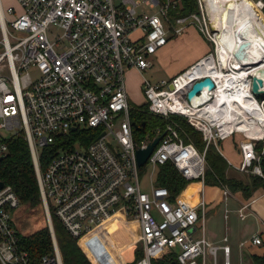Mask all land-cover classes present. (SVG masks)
Here are the masks:
<instances>
[{"label":"built area","instance_id":"built-area-1","mask_svg":"<svg viewBox=\"0 0 264 264\" xmlns=\"http://www.w3.org/2000/svg\"><path fill=\"white\" fill-rule=\"evenodd\" d=\"M16 3L5 10L0 0V161L8 154V140L24 132L54 253L34 260L22 244L13 217L21 201L2 181L0 264H63L53 215L80 243L89 235L102 237L105 224L115 218L135 223L131 243L135 248L141 243L144 252L135 264H152L162 254H174L176 264H207V255L216 258L218 247L196 234L203 200L193 205L166 186L153 184L150 191L142 186L143 167L155 172L168 162L187 180L204 181L208 146L238 133L223 129L220 112L204 111L209 101L193 107L187 98L192 84L208 76L191 74L208 55L169 79L142 81L148 111L162 118L185 116L202 133L204 150L185 142L172 125L151 133L144 131V122L133 119L139 105L131 102L126 73L150 70L153 56L168 43V21L162 14L168 16L171 1ZM143 4H160L161 10L139 11ZM211 78L215 88L208 94L213 101L219 83ZM229 83L228 95L237 93L236 78ZM161 135L146 165L139 166L137 150ZM246 137L240 143L238 169L262 175L264 146L257 152L256 141L264 135ZM252 243L261 244V237L253 236ZM223 250L229 264V247Z\"/></svg>","mask_w":264,"mask_h":264},{"label":"trees","instance_id":"trees-1","mask_svg":"<svg viewBox=\"0 0 264 264\" xmlns=\"http://www.w3.org/2000/svg\"><path fill=\"white\" fill-rule=\"evenodd\" d=\"M160 1L165 2L166 0ZM196 7V0H181V5L176 4V8L171 9L170 13H174L176 9L182 13H186L195 10ZM138 105L139 109L137 108L134 110L135 112L132 113L133 119L144 122V131L149 130L154 133L157 129L165 130L167 125H172L177 129L180 137L185 142H192L198 149H204L206 142L203 139L202 133L191 125L185 116L173 115L166 119L151 114L144 103ZM7 144L8 154L0 161V181L12 186L19 196L21 204L31 207L40 206L42 199L38 179L30 147L24 132H19L16 136L10 138ZM256 150L257 152L261 151V149L257 147V144ZM206 159L207 170L205 173V181L207 183L228 185L233 191L243 190L244 192H248L247 190L250 189V186L246 184L245 181L229 177L226 172L229 164L216 145L211 144L208 146ZM259 164L264 172V154L261 156ZM249 177L253 184L261 183L264 185V176L251 174ZM188 182L189 181L172 162L165 163L158 169L157 183L168 187L173 195L183 190ZM53 222L64 264H91L80 248L78 240L69 234L55 215H53ZM112 222L117 223L118 226L123 229L134 227L133 224H126L119 218H115ZM91 239L88 236L87 239L85 238V240H82V244L86 247L87 251L95 245L92 243ZM21 242L30 251L34 260H38L42 255L53 253V243L48 227L37 230L28 236H22ZM105 251L97 250L94 253L88 252L99 262L97 264H111L110 258ZM142 256L143 252L141 250L136 261ZM252 260L253 264H264V255H253ZM172 261H174V258L171 259L170 256L165 254L163 257L153 260L152 264H170Z\"/></svg>","mask_w":264,"mask_h":264},{"label":"rangeland","instance_id":"rangeland-1","mask_svg":"<svg viewBox=\"0 0 264 264\" xmlns=\"http://www.w3.org/2000/svg\"><path fill=\"white\" fill-rule=\"evenodd\" d=\"M1 1L5 10L9 6L17 7L16 0H1ZM121 1L122 0H115L117 4H119ZM170 1H171V6L169 9V14L167 17L162 14V19L165 23L168 21L166 25L167 28L169 29V39L172 37L171 38L172 40L170 39L169 42L165 45V47L162 48L160 51H158L155 56H153L152 58L153 66L150 70L145 71L143 74L135 69L128 70L126 73L128 91L130 94L131 102L133 104H143L146 102L145 96L142 91V81L145 77L150 79L152 82H159L162 79H169L172 75H174V73L177 71V68L181 66L183 61H186L187 59L192 57V55H194L199 51L200 45L196 43L197 42L196 36L198 38L202 37L209 42L211 49L207 55H210L212 53L216 57H218L216 44L214 40L211 39L210 35L212 34L213 37L215 38L216 35L219 33L216 30H214L212 26V21L210 18L211 15H209L208 7H207V1L196 0L197 7L195 8V10L186 13L184 12L182 13L177 9L174 13H170L171 9L176 8V4L181 5V0H170ZM253 1L259 4V9L264 16V0H253ZM138 10L157 13L160 12L161 6L160 4H157L155 7L149 8L148 6L143 4L138 7ZM178 18H183V21L178 22ZM187 27H191L189 28L188 32L179 35L182 31H186ZM228 69L226 68L224 71L227 73L233 71V68L230 66L228 67ZM206 75L210 76L209 74ZM257 97H258L257 100L260 101L259 103L264 108V105H262V102H264V93L258 94ZM231 109H234L233 106L231 107L226 106L225 114L228 113V110ZM224 115L222 116L223 119L220 118L223 120V123L225 122ZM222 126L224 127L223 129L226 130L238 128L237 126L232 124H229L227 126L226 125L224 126V124H222ZM238 130L245 132L244 128H238ZM246 138H247L246 135L242 132H238L237 134H234L233 137L234 146L237 150L239 148L241 141ZM233 140H227L224 143V149L226 151V154L228 155H230L233 152H236V150H234ZM256 144L259 149L263 148V143L260 144L258 141H256ZM205 148L206 145L204 146V149ZM146 167L147 166H145V168ZM157 172L158 169L155 171V173L157 174ZM248 172L251 174L260 175L258 173H252L251 171ZM261 173H262L261 176H264L263 170H261ZM146 184L147 181H144V186ZM227 189L230 191V188ZM196 193H197L196 184L190 185L185 192L187 197H190L191 195L194 196ZM200 216L201 217L197 224L202 222V218H203L202 212L200 213ZM13 217L16 228L22 236H28L36 232L37 230L46 227L47 225L46 224L47 221L42 205L37 207H31L29 205L21 204L17 209H15L13 213ZM207 220H208L207 221L208 226H210L212 220L210 218H208ZM217 227H218V231L220 232L223 231L224 226L222 220L220 223L217 224ZM130 230L137 231L135 230V228L123 229L122 227L118 226V224L115 222L112 221L108 222L103 227V236L101 235L102 237L99 238L98 236L89 235V238L90 239L92 238L91 241L95 245L92 248H90L88 251L94 253L97 250L99 251L107 250L105 252L107 253V256L110 258L111 264H135V261L137 260L142 249H141V243H139L136 250L134 251V255H132L133 250H132V243L130 237ZM85 238L87 239L88 236ZM85 238L83 240H85ZM79 245L91 264L99 263L97 260H95V257H93V255L92 256L90 255L86 247H84V245L82 244V240L81 243L79 242ZM222 255L223 252L219 251L218 264H220ZM160 257H163V254ZM208 264H213V261L208 260Z\"/></svg>","mask_w":264,"mask_h":264},{"label":"bare ground","instance_id":"bare-ground-1","mask_svg":"<svg viewBox=\"0 0 264 264\" xmlns=\"http://www.w3.org/2000/svg\"><path fill=\"white\" fill-rule=\"evenodd\" d=\"M206 1L212 26L219 33L215 38L211 34L218 57L211 53L191 74H209L218 81L219 89L213 101L207 92L197 100L204 101L202 105L210 100L204 111L220 112L222 116L226 106H233L224 115V123L244 128L247 135L263 136L264 108L251 89L252 76H258L263 80L264 91V16L259 4L253 0ZM229 66L233 71L227 73L224 70ZM231 77L236 78L238 91L228 95L226 88L230 87ZM238 128L234 129L241 132Z\"/></svg>","mask_w":264,"mask_h":264},{"label":"crops","instance_id":"crops-1","mask_svg":"<svg viewBox=\"0 0 264 264\" xmlns=\"http://www.w3.org/2000/svg\"><path fill=\"white\" fill-rule=\"evenodd\" d=\"M191 27H187L186 32H188L189 28ZM196 38H197L196 43L200 45L199 51L194 55H192V57H190L186 61H183L181 66L177 68V71L174 73V75L181 72L182 70H185L186 68H188L189 66H191L196 61L206 56L210 52L211 48L209 42L202 37L198 38L196 36ZM140 73L143 74L144 72H140ZM244 134L247 135V133ZM233 137L234 135L219 141L217 148L221 152V154L225 157L227 163L229 164V167L226 171L229 177L238 178L245 181L246 184L250 186V189L247 190L248 192H244L243 190L233 191L228 185L207 183L204 178V181L188 180L189 182L183 188V190H181L176 195L172 194L173 196L179 195L180 199L190 202L193 205L199 206L200 202L202 200L204 201L205 207L201 208L202 206H200L198 211L199 219L201 217L200 216L201 212L203 214V218H202V222L197 224L196 234L198 236H205L214 246L218 247L216 258L213 257L212 255L206 256L207 264H208V260H212L213 264H218L219 251L223 252V255L221 256L220 264H226V256L223 250V247L225 245L229 247V257H228L229 264H253V260H252L253 255H258V256L264 255V185H262L261 183L253 184V182H251V179L249 177L251 173H249L248 171H242L238 169V167L241 165L243 156L240 149V145L238 150L235 148ZM227 140H233L234 150H236V152H233L230 155L226 154V151L224 149V143ZM257 141L261 144L263 143L264 146V139L263 140L259 139ZM159 167L157 169H159ZM251 172L254 173L253 171ZM144 181H147V184L145 186H144ZM153 184L159 185L157 183V174L153 172V169L149 165L146 168L143 167L142 168L143 188L147 191H150ZM192 184L193 185L196 184L197 193L194 196L191 195L190 197H187L185 192L188 189V187ZM227 188H230V191ZM226 190H227V194H225ZM208 218L212 220L210 226H208L207 223ZM221 220L223 222L224 228L223 231L220 232L218 231L217 224L220 223ZM46 221H47L46 227H48L50 231L47 217H46ZM128 223L133 224L134 225L133 228H135V230L138 229L135 223L133 222H128ZM50 235H51V231H50ZM255 235H259L261 237L262 239L261 244L255 245L252 243V237ZM56 242L58 245L57 237H56ZM52 243H53V239H52ZM132 250H133L132 255H134V251L136 250V248L133 245H132ZM53 253H54V244H53ZM53 253H49V254H53ZM60 254H61V250H60ZM172 255L174 254L169 255L171 259L174 258V256L172 257ZM62 262H63V258H62ZM172 262H175V259Z\"/></svg>","mask_w":264,"mask_h":264},{"label":"water","instance_id":"water-1","mask_svg":"<svg viewBox=\"0 0 264 264\" xmlns=\"http://www.w3.org/2000/svg\"><path fill=\"white\" fill-rule=\"evenodd\" d=\"M186 31H182L179 35L185 33ZM263 85L262 78L258 76H252V92L254 94L264 93L261 89ZM215 88V82L210 76H206L202 80H198L194 82L187 93V98L193 107H198L205 103L204 101L197 100L199 97H202L205 92L209 93ZM162 135L158 136L151 142L146 148L137 150V160L139 166H143L147 163L149 156L152 154L153 150L161 140ZM3 182L0 181V188L3 187ZM171 264H175L172 262Z\"/></svg>","mask_w":264,"mask_h":264}]
</instances>
